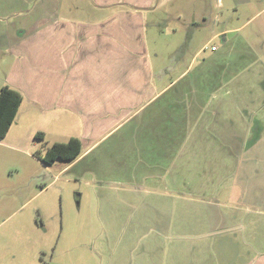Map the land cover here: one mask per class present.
Wrapping results in <instances>:
<instances>
[{
    "label": "crops",
    "instance_id": "crops-1",
    "mask_svg": "<svg viewBox=\"0 0 264 264\" xmlns=\"http://www.w3.org/2000/svg\"><path fill=\"white\" fill-rule=\"evenodd\" d=\"M181 1L0 0V88L22 95L50 145L79 141L59 174L84 164L81 179L154 214L155 239L126 264H264V71L240 72L256 55L238 34L264 0H228L235 17H172L187 40L210 36L174 71L149 39L166 30L159 7Z\"/></svg>",
    "mask_w": 264,
    "mask_h": 264
},
{
    "label": "rangeland",
    "instance_id": "rangeland-1",
    "mask_svg": "<svg viewBox=\"0 0 264 264\" xmlns=\"http://www.w3.org/2000/svg\"><path fill=\"white\" fill-rule=\"evenodd\" d=\"M223 1L224 10L216 8L217 0H182L179 7L171 3L159 7L156 23L166 30L161 36L151 33L149 48L161 52V63H175L174 71L183 70L210 38L208 34H197L187 40V33L171 30L180 26L172 17L181 14L199 21L201 15L210 19L216 15L235 17L234 8L227 4L228 0ZM260 6L244 12L239 20L220 25H241ZM263 23L264 14L257 15L238 33L248 38L256 55L254 65L246 62L240 72L248 66L255 72L264 71V29H260ZM217 43L219 40L211 46ZM170 53H175L172 60ZM208 53L205 51V55ZM9 61L10 55L0 53V80ZM18 111L0 140V264H126L137 254H145L142 250L147 246L143 244L155 239V232L148 227L154 214L122 208V195H105L90 176L81 179L76 171L84 164L61 174L65 163L57 161L44 167L33 156L50 146L43 119L33 116L26 105ZM37 132H44L46 138L35 140ZM52 136L64 140L59 135ZM230 190L233 189H224L221 194Z\"/></svg>",
    "mask_w": 264,
    "mask_h": 264
},
{
    "label": "trees",
    "instance_id": "trees-1",
    "mask_svg": "<svg viewBox=\"0 0 264 264\" xmlns=\"http://www.w3.org/2000/svg\"><path fill=\"white\" fill-rule=\"evenodd\" d=\"M22 101V95L10 86L3 85L0 88V140L4 139L9 127L14 123ZM34 139L43 140V133H36ZM80 151L79 141L70 139L65 143L52 144L43 151L38 150L33 156L44 165L50 166L57 161L72 162L79 156Z\"/></svg>",
    "mask_w": 264,
    "mask_h": 264
}]
</instances>
